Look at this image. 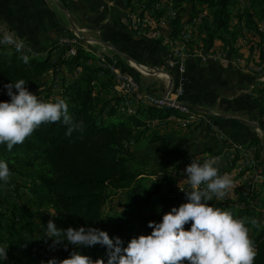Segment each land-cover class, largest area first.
<instances>
[{"label": "trees", "instance_id": "16d2710c", "mask_svg": "<svg viewBox=\"0 0 264 264\" xmlns=\"http://www.w3.org/2000/svg\"><path fill=\"white\" fill-rule=\"evenodd\" d=\"M128 1L131 8L141 5L144 12L153 13L154 7L156 8L163 0ZM165 1L176 13L170 22L172 38H177L183 33L185 22L195 20L197 24L199 20L205 19L199 35L206 49L212 48L217 41L222 42L224 46L234 42L236 32L233 33L230 29L231 8L235 0ZM250 2L255 14L251 11L246 12L247 26L263 37V33L255 25L259 20L255 15L264 20V0ZM205 6L210 10L208 16L200 12ZM239 18L242 19L243 15ZM0 23L7 25L1 20ZM16 34L23 37L31 47L23 33ZM154 43L162 45L160 41ZM74 49L77 50L75 56L61 58L56 63H53L49 56L40 58L23 51L29 56V63L24 64L18 58L20 54L16 53L15 49H10L11 55H7L9 49L0 46V101L10 100L4 85L24 79L28 82L26 85L28 90L37 95L38 99L44 96L45 102H55L59 96L56 92L54 98L51 97L52 86L49 76V72L54 70L62 79L61 88L63 89L64 84L67 85L64 91L67 89L69 96L68 100H65L69 106V113L82 129L67 136L66 126L62 123L42 124L22 144L13 146L11 151L6 145H0V160L8 164L11 173H14L16 164L32 168L41 187L47 192V202L55 210L56 216H51L50 219L58 228L92 226L106 231L110 238L120 237L123 241L122 246L127 247L132 238L151 233L152 229L147 226L150 221L158 223L173 207L178 208L188 202L185 193H175L178 185L175 176H164L155 180L151 178L158 174L157 170L159 173L173 171L175 167L171 170L165 169L166 156L161 155L154 159L159 167L156 173L143 166L133 170L129 167L131 161L136 159V155L141 157L139 147L145 133L149 131L146 128L147 122L162 120L171 115L178 116L180 110L150 102L137 103V106L134 105L135 109L129 108L130 98L114 94L116 80L108 70L98 65L99 58L80 44ZM164 53L167 55V49ZM88 61L96 64L88 65ZM79 68L81 74L74 78L75 71ZM64 71L68 72L66 77L63 75ZM60 74L64 77L62 78ZM133 77L138 81L135 74ZM39 90L40 92H37ZM166 140L164 135L155 134L150 143ZM131 147L135 152H131ZM112 193L123 195L122 207L119 210L121 214L113 220L104 218V205ZM4 196L12 208L7 206L0 208V246L8 248V258L0 260V264H47L52 258L59 261L69 257L70 252L74 250L73 246L69 245L66 251L63 245H58L55 249L50 248L51 239L45 243L43 238L46 223L37 239L20 236L7 238L6 225L9 221L16 224L18 216L14 212L11 201V198L12 200L14 198L11 197L10 189L5 191ZM239 201L242 202L241 199ZM211 205L230 211L236 219L248 216L261 221L259 230L251 228L250 225L246 226L250 228V239L258 252L254 264H264V220L261 218L255 197H251L250 201L243 202L242 205H234L231 202H215ZM185 228L190 229V223L185 225ZM75 250L94 261L103 259L107 264L106 248L99 244Z\"/></svg>", "mask_w": 264, "mask_h": 264}, {"label": "crops", "instance_id": "0c3cea01", "mask_svg": "<svg viewBox=\"0 0 264 264\" xmlns=\"http://www.w3.org/2000/svg\"><path fill=\"white\" fill-rule=\"evenodd\" d=\"M128 2L0 0V20L16 32L23 33L31 43L30 48L40 53V58L49 56L53 63L67 58V49L62 47L63 44H58L59 39L77 34L80 42L75 46L80 44L94 53L101 66L102 63L106 64L107 56L112 57L119 68L133 72L142 89L153 95H165L168 90L173 92L184 81L186 89L182 101L188 107L179 109L178 116L162 119L163 124H149L153 123L151 120L147 122L149 131L145 133L139 147V155L144 157L142 166L156 173L159 167L154 159L166 156L165 169L175 167L173 171L159 173L157 170L158 174L151 178L175 176L178 179L175 188L177 193L181 187L191 189L184 173L191 160L202 164L207 159L216 158L219 161V174L227 173L233 180V187L228 190L226 197L228 202H234L240 189L253 181L255 169L264 174V77L242 70L238 64L239 61L253 62L264 67V36L260 37L256 32L244 44L243 28L246 22L239 18L242 32L237 30L235 42L224 46L217 41L212 48L206 49L199 35L200 30H197V39L187 49L181 70L178 66L170 67L164 53L177 39L172 38L170 26L175 17L170 13L176 14L175 11L165 0L154 7L153 13L143 11V15H150L155 21L141 34H137L128 31L122 23V18L130 9ZM204 11V16L209 15L208 9ZM159 21L165 23L161 25ZM259 25L257 23L256 26ZM154 26L160 29V35L152 39L149 34ZM154 41H160L162 45ZM211 52H219L225 59L204 62L200 55ZM76 54L77 50L74 49L73 56ZM92 63L96 64L87 62L88 65ZM67 74L64 71L65 77ZM174 105L182 107L180 104ZM155 134L164 135L167 140L151 144L150 139ZM247 152L254 153L257 161L252 174L236 169ZM147 155L153 161L149 166H145L148 164ZM255 186V202L261 208L260 215L263 217L264 181H256ZM215 202L218 201L214 198L210 203Z\"/></svg>", "mask_w": 264, "mask_h": 264}, {"label": "clouds", "instance_id": "9594fccd", "mask_svg": "<svg viewBox=\"0 0 264 264\" xmlns=\"http://www.w3.org/2000/svg\"><path fill=\"white\" fill-rule=\"evenodd\" d=\"M0 45L13 46L20 54L18 58L24 64L29 63V56L23 53L24 41L17 39L14 32H4ZM6 54L11 55V50ZM27 83L19 79L3 86L10 100L0 101V145H6L11 151L42 124L62 123L67 136L82 130L64 99L41 101L28 90ZM218 165L216 158L202 164L191 160L184 170L191 190H181L188 202L173 207L160 222L150 221L147 226L152 229L151 233L132 238L127 247L122 246L120 237L110 238L106 231L98 228L70 226L63 229L49 219L43 238L45 243L51 239L49 247L52 249L63 245L67 251L71 245L74 250L68 258L59 261L52 258L47 264H105L103 259L94 261L75 250L97 244L106 248L107 264H254L258 252L246 225L259 230L261 221L248 216L236 219L230 211L211 205L214 198L224 200L233 187V180L227 173L219 174ZM10 176L8 164L0 160V182L8 184ZM189 223L190 229H186ZM7 250L0 246V260H7Z\"/></svg>", "mask_w": 264, "mask_h": 264}, {"label": "built area", "instance_id": "2783aa9c", "mask_svg": "<svg viewBox=\"0 0 264 264\" xmlns=\"http://www.w3.org/2000/svg\"><path fill=\"white\" fill-rule=\"evenodd\" d=\"M203 20V19H202ZM153 17L150 15H143V9H140L137 7H130L126 15L122 18V23L124 27L134 33L141 34L142 31H144L147 27H149L151 24H153ZM165 21H159L158 24L163 25ZM246 27V26H245ZM198 27H196V21L195 20H189L185 22V33H180L177 37L175 42H172L168 49H167V64L170 67H180L181 70H183L184 62H185V56L186 51L189 48L193 41L197 39L196 32ZM247 29V28H246ZM257 29L260 32H264V23L257 26ZM6 31H11L16 34L15 31L11 30L7 25L0 23V38H2L3 33ZM256 35V31H252L250 29H247V38L246 41H244V44H247L249 39ZM160 35V29L157 27L152 31L151 34H149L150 38L155 39L158 38ZM17 39H22L24 41V49L23 51H26L30 53L31 55L40 56V53L34 52L25 39L19 37L16 34ZM80 42V36L77 34H74L72 36H63L59 39L58 43L63 44V47L66 48V57L70 58L73 57L74 54V47L75 44ZM2 47L8 48V49H14L13 46H7V45H0ZM102 52V51H101ZM104 53V52H103ZM202 60L204 62H207L208 60H220L225 59L219 52H211L208 54H202L200 55ZM240 68L242 70H246L248 72H251L253 74L261 75V77H264V67L254 64L253 62H240L238 63ZM101 67L108 70L113 78H117L118 80H121L123 82V91H115V93L119 96H125L130 98V107L131 109H135L134 105L137 106V103L142 102H169L170 105L173 104H180L182 105V108L185 109L188 107L183 101L182 98L184 97L185 93V82L181 81L180 85L177 87L175 91L168 90L165 95H153L149 92L144 91L138 81L130 74L125 71H123L121 68H119L116 65V61L110 57L107 56V62L106 64H103ZM79 71L81 69L75 71L74 78H77L79 76ZM50 81L52 86V95L51 97H54V93L61 90L62 85V79L55 74V71L49 72ZM37 92H40L37 91ZM36 93V92H35ZM40 99H46L44 96H40ZM121 108V107H120ZM149 124H163V120H155L153 123ZM256 157L254 153L247 152L245 155L242 156V159L240 161V164L236 166V169L238 172H247L252 174L254 172V169L256 168ZM256 171L254 174H252L253 181H251L250 184L245 185L241 188V191L239 193V196L233 203L234 205H241L243 202L250 201L251 197H255L256 190H255V182L256 181H264V174L255 169ZM190 191L186 190V187H181L178 191V194L184 193L183 191ZM242 200L239 201V200ZM228 198L225 196L224 200L218 201V202H228ZM259 212L261 211V208L258 207ZM264 212V208L262 209Z\"/></svg>", "mask_w": 264, "mask_h": 264}, {"label": "rangeland", "instance_id": "374dc122", "mask_svg": "<svg viewBox=\"0 0 264 264\" xmlns=\"http://www.w3.org/2000/svg\"><path fill=\"white\" fill-rule=\"evenodd\" d=\"M250 0H235L234 4L231 8L232 11V25H231V32H237L239 30L242 32V30L239 28L238 22L240 21L239 16L243 15V19L246 22V27L244 26L243 30L245 32V36L243 38V42L246 41L247 38V15L246 12H253L255 14V11L251 9ZM140 9H142L141 6H138ZM208 7L205 6V9H203L201 14H203L207 10ZM204 11V12H203ZM208 13V12H207ZM171 16L173 12L171 11ZM200 14V15H201ZM210 14V10H209ZM199 15V16H200ZM208 16V15H206ZM256 19H259L256 21L255 25L257 23L263 24L264 20L260 19V17L256 16ZM208 18V17H207ZM205 19L200 20V22L197 23V30H201L202 25L204 24ZM251 27H254V25H251ZM247 28V29H246ZM236 41V40H235ZM234 41V42H235ZM102 57V55H100ZM100 67L101 65L98 64ZM103 65V63H102ZM104 69L103 67H101ZM106 70V69H104ZM81 74V73H80ZM115 81V80H114ZM67 85L64 84L63 89L59 90L57 92L59 98L62 97L64 100H68V94L66 90L64 91V87ZM115 86L117 91H121L115 81ZM54 98V97H53ZM41 101H44L46 99H40ZM128 103H130L128 101ZM125 106V105H124ZM123 107V106H122ZM122 113H125V111L121 110ZM130 147V146H129ZM135 152L133 147H131V152ZM148 156V155H147ZM141 157H137L131 163L129 164V167L131 170L135 168H139L142 166ZM148 164L145 166H149L152 164V160L147 157ZM14 173H11L10 176V182L8 184H4L3 182H0V208H4L7 206L8 208H12L9 200L4 196L5 191H9L14 199L12 201L14 212L18 216V220L16 224H12L10 221L6 225V231L5 234L8 236L7 238H17V237H25V238H38V236L41 234V232L45 228V223L49 221L51 216L49 214H55V210L52 205H50L47 202V192L41 187L36 174L32 170V168H27L24 166H20L18 164L15 165ZM153 180L155 178L152 177ZM123 195H118V193H112L110 198H108L106 204L104 205V218L107 219H115L118 214H121L120 207H122L123 203ZM261 218L264 220V216ZM13 233V234H12ZM11 236V237H10ZM4 247V246H3Z\"/></svg>", "mask_w": 264, "mask_h": 264}, {"label": "bare ground", "instance_id": "6f19581e", "mask_svg": "<svg viewBox=\"0 0 264 264\" xmlns=\"http://www.w3.org/2000/svg\"><path fill=\"white\" fill-rule=\"evenodd\" d=\"M115 80H116L120 90L123 91V82L121 80H118L117 78H115ZM153 104L158 105V106H162V107H166V108H177L180 110L182 109V107H180V106H175L174 104L170 105L169 102H153Z\"/></svg>", "mask_w": 264, "mask_h": 264}]
</instances>
